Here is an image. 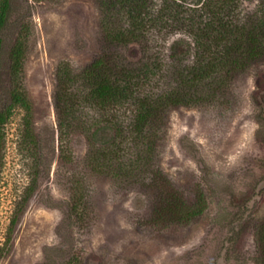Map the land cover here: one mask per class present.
Returning <instances> with one entry per match:
<instances>
[{
	"label": "rangeland",
	"instance_id": "rangeland-1",
	"mask_svg": "<svg viewBox=\"0 0 264 264\" xmlns=\"http://www.w3.org/2000/svg\"><path fill=\"white\" fill-rule=\"evenodd\" d=\"M163 3L153 0V13ZM258 4L234 0L231 15L240 22ZM9 5L0 29V110L14 87L25 91L30 109L12 105L1 126L0 264H263L264 56L223 83L202 80L201 98L167 106L143 136L129 131L128 104L81 103L61 129L60 63L79 69L108 51L133 65L143 50L105 41L97 0ZM20 34L25 54L14 73L10 50ZM146 45L162 63L154 96L196 60L194 38L181 26L151 31ZM169 190L188 205L200 195V213L154 220Z\"/></svg>",
	"mask_w": 264,
	"mask_h": 264
},
{
	"label": "trees",
	"instance_id": "trees-1",
	"mask_svg": "<svg viewBox=\"0 0 264 264\" xmlns=\"http://www.w3.org/2000/svg\"><path fill=\"white\" fill-rule=\"evenodd\" d=\"M163 1L153 13V0H97L105 41L123 45L137 43L143 50V58L129 65L118 61L111 52L103 51L79 69L60 63L55 108L61 129L71 124L67 118L81 103L93 102L102 109L128 104L133 111L129 131L134 138L143 136L146 126L158 119L167 106L189 104L201 98L204 92L196 86L202 80L215 78L223 83L251 60L264 56V0H259L257 10L240 22L231 15L234 0H194L191 6L178 0ZM9 8V0H0V29L7 20ZM179 26L194 38L196 60L183 66L186 68H177L174 84L154 96L151 83L157 81L154 77L161 71L162 63L156 53L147 54V35ZM24 49L20 34L10 50V67L14 73L21 70ZM179 50L176 53H184L183 49ZM74 81L76 86L71 87ZM14 104H19L28 114L29 99L19 87L12 89L10 105L0 110V139L1 126ZM95 162L94 166L102 167V163ZM167 196L154 209L156 221H187L202 210L200 195L193 205H188L176 190H169ZM261 232L264 252V224Z\"/></svg>",
	"mask_w": 264,
	"mask_h": 264
}]
</instances>
